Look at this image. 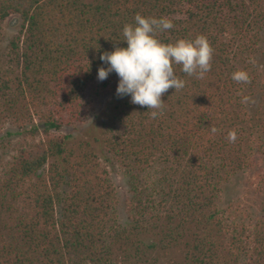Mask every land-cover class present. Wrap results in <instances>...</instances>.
<instances>
[{
  "label": "trees",
  "instance_id": "obj_1",
  "mask_svg": "<svg viewBox=\"0 0 264 264\" xmlns=\"http://www.w3.org/2000/svg\"><path fill=\"white\" fill-rule=\"evenodd\" d=\"M137 14L172 21L155 33L162 43L203 35L213 53L203 78L174 66L185 87L163 95L155 119L130 97L109 102L94 142L127 178L128 222L101 155L72 148L70 129L118 82L97 79L99 57L127 46ZM13 16L21 28L0 66V264H159L181 247L173 264H264V216L221 207L247 170L264 196V0H0V37ZM238 70L249 83L232 80Z\"/></svg>",
  "mask_w": 264,
  "mask_h": 264
},
{
  "label": "clouds",
  "instance_id": "obj_2",
  "mask_svg": "<svg viewBox=\"0 0 264 264\" xmlns=\"http://www.w3.org/2000/svg\"><path fill=\"white\" fill-rule=\"evenodd\" d=\"M173 27L167 18H147L137 14L135 23L125 25L122 30L127 46L103 52L99 57L107 66L98 69L97 79L103 81L115 72L119 78L115 94L120 98L130 97L132 104L151 110L153 119L162 114L163 95L170 88L176 91L185 87V81L174 71L175 65L181 66V71L188 76L197 78H203L211 70L213 49L205 36L180 39L174 44L162 43L155 37L157 31ZM231 78L237 83L250 82L244 70L233 72ZM228 138L235 141V132H230Z\"/></svg>",
  "mask_w": 264,
  "mask_h": 264
},
{
  "label": "rangeland",
  "instance_id": "obj_3",
  "mask_svg": "<svg viewBox=\"0 0 264 264\" xmlns=\"http://www.w3.org/2000/svg\"><path fill=\"white\" fill-rule=\"evenodd\" d=\"M21 24L22 21L18 16H13L5 22L0 37V66H3L5 61H7L10 42L18 35ZM258 62L260 66L264 65V56ZM117 84L118 82L114 84V88L111 91L97 100L94 110L92 108L89 109L86 121L77 130L73 131L70 129L73 134L70 146L76 149L82 142H90L96 148L97 152L101 155L103 163L109 169L111 178L118 189L119 200L122 204V207H119V213L123 220L126 221L130 220L132 214V212H128L131 193L129 192L127 178L123 176L120 166L108 157L109 154L106 155L104 153L102 144L94 142L96 138L102 139L100 124L104 119L111 117L112 113H110L109 102L116 96ZM253 104L256 105V103ZM96 115L100 116L98 120L95 118ZM14 141H18V138H15ZM1 152L3 154V151ZM5 157L8 158V155H5ZM106 157L110 158V161ZM257 181V176L252 170L238 174L223 187L221 207L224 209L230 208V213H232L231 211H238L240 214H238L237 220L247 219L249 216L254 218L264 216V196L257 187ZM146 241L147 244L151 243V239H147ZM181 248L171 249L168 253H161L159 264H173L174 261L175 263L180 261Z\"/></svg>",
  "mask_w": 264,
  "mask_h": 264
}]
</instances>
